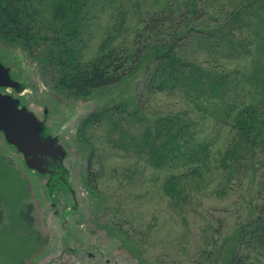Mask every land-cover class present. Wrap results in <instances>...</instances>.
<instances>
[{
  "label": "rangeland",
  "instance_id": "1",
  "mask_svg": "<svg viewBox=\"0 0 264 264\" xmlns=\"http://www.w3.org/2000/svg\"><path fill=\"white\" fill-rule=\"evenodd\" d=\"M79 2L82 61L133 42L156 9L180 10L194 28L180 55L212 80L210 98L157 90L136 74L76 97L0 40V59L26 86L21 102L40 119L48 109L70 186L48 191V175L27 169L0 134V264H225L235 242L242 263L264 264V242L235 240L244 224L264 221V0ZM118 104L122 115L77 132L87 114ZM250 112L255 145L236 124Z\"/></svg>",
  "mask_w": 264,
  "mask_h": 264
},
{
  "label": "trees",
  "instance_id": "2",
  "mask_svg": "<svg viewBox=\"0 0 264 264\" xmlns=\"http://www.w3.org/2000/svg\"><path fill=\"white\" fill-rule=\"evenodd\" d=\"M85 6L79 0H0V40L19 44L36 62L41 75L50 77L49 85L62 88L76 97L117 85L136 74L143 75L157 90L172 91L178 88L185 97L194 101L202 97L203 101L210 98L204 97V89L212 84V80L197 74V67L180 55L181 47L194 31V28L188 27L184 13H180V10L165 5L156 9L143 19V27L133 36V42L100 47V52L92 59L82 61L80 52L83 47L76 48L73 40L76 30L81 26V11ZM259 8H264L263 2ZM222 28L218 27V31L224 33ZM200 34L211 37L209 32ZM214 37V40L225 39L218 32ZM217 84L219 87L220 83ZM194 95L196 98H193ZM125 110L126 107L121 104L94 110L81 120L76 130L84 131L110 115H122ZM251 113L245 118L238 117L236 124L246 140L250 141L252 137L251 143L255 145L258 134L251 135L255 123ZM90 166L89 161L87 170L91 172ZM87 180L93 179L88 175ZM90 191L93 192V189L90 188ZM29 213L30 209L21 216L24 215L23 218L27 220ZM235 234L239 245L253 243L257 239L264 242L261 215L253 221V225L244 224ZM237 246L235 242L230 250H226L225 264H248L242 263V259L237 257ZM219 253L224 251L220 250Z\"/></svg>",
  "mask_w": 264,
  "mask_h": 264
},
{
  "label": "water",
  "instance_id": "3",
  "mask_svg": "<svg viewBox=\"0 0 264 264\" xmlns=\"http://www.w3.org/2000/svg\"><path fill=\"white\" fill-rule=\"evenodd\" d=\"M25 89L24 83L16 80L10 67L0 59V134L22 156L27 169L48 175V191L70 189L63 165L66 151L58 135H52L45 125L48 109H43L44 117L40 119L21 102L19 95ZM73 204L77 205L75 199Z\"/></svg>",
  "mask_w": 264,
  "mask_h": 264
}]
</instances>
